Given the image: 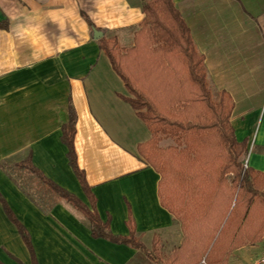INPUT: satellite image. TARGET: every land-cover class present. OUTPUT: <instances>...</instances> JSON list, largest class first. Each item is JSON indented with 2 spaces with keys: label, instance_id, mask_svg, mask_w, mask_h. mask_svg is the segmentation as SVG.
Wrapping results in <instances>:
<instances>
[{
  "label": "crops",
  "instance_id": "0c3cea01",
  "mask_svg": "<svg viewBox=\"0 0 264 264\" xmlns=\"http://www.w3.org/2000/svg\"><path fill=\"white\" fill-rule=\"evenodd\" d=\"M173 2L212 90L232 98L230 123L236 139L246 140L247 165L264 173V0ZM82 13L121 50L132 46L143 18L139 0H0V21H7L0 28V197L26 230L37 264H165L182 240L180 224L160 203L159 174L137 154L150 134L122 99L124 84ZM69 106L76 163L98 217L114 236L128 235L129 221L150 256L92 236L81 212L42 189L44 199L35 198L34 178L15 168L28 160L88 205L60 139ZM255 245L232 250V264H251ZM0 262L30 264L1 202Z\"/></svg>",
  "mask_w": 264,
  "mask_h": 264
},
{
  "label": "trees",
  "instance_id": "16d2710c",
  "mask_svg": "<svg viewBox=\"0 0 264 264\" xmlns=\"http://www.w3.org/2000/svg\"><path fill=\"white\" fill-rule=\"evenodd\" d=\"M139 2L143 18L132 46L121 50L113 36L97 42L124 84L128 95L122 99L150 134L137 144V154L159 174L160 203L180 224L182 240L165 264H227L232 250L258 243L264 235V173L244 166L247 143L236 139L231 126L232 98L223 90H212L203 55L173 0ZM82 16L91 31L96 29ZM0 28H7V21H0ZM75 121L69 106L60 139L88 205L44 177L28 160L15 168L26 170L43 191L81 212L92 236L128 244L150 256L129 221L128 235L114 236L98 217L85 173L76 163ZM164 139L170 143L161 146ZM0 202L28 248L30 264H37L26 230L1 197Z\"/></svg>",
  "mask_w": 264,
  "mask_h": 264
},
{
  "label": "rangeland",
  "instance_id": "374dc122",
  "mask_svg": "<svg viewBox=\"0 0 264 264\" xmlns=\"http://www.w3.org/2000/svg\"><path fill=\"white\" fill-rule=\"evenodd\" d=\"M169 143H170V140L164 139L160 142V145L166 146ZM31 186H32L31 191L33 193V196L35 198H38V195H40L39 189H41V187H39V183L37 182V179H35V178L33 179V181L31 182ZM44 195L53 198V200H55V201L60 200V198L54 194H47V193L45 194L44 193ZM255 246H256L255 249H252L253 253L251 255V259H252L251 264H264V235H263L262 239L258 243H256ZM231 258L232 257L229 256L228 261L232 264L233 260H231ZM239 264H246V263L240 260Z\"/></svg>",
  "mask_w": 264,
  "mask_h": 264
},
{
  "label": "water",
  "instance_id": "95a60500",
  "mask_svg": "<svg viewBox=\"0 0 264 264\" xmlns=\"http://www.w3.org/2000/svg\"><path fill=\"white\" fill-rule=\"evenodd\" d=\"M92 36H93L94 39H99V38H101L103 36V33H102V31H100L98 29H94L92 31Z\"/></svg>",
  "mask_w": 264,
  "mask_h": 264
},
{
  "label": "built area",
  "instance_id": "2783aa9c",
  "mask_svg": "<svg viewBox=\"0 0 264 264\" xmlns=\"http://www.w3.org/2000/svg\"><path fill=\"white\" fill-rule=\"evenodd\" d=\"M244 166H247V161L246 160L244 161Z\"/></svg>",
  "mask_w": 264,
  "mask_h": 264
}]
</instances>
